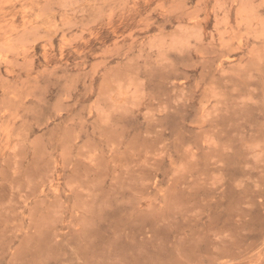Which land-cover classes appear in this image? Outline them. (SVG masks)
<instances>
[{
    "label": "rangeland",
    "instance_id": "374dc122",
    "mask_svg": "<svg viewBox=\"0 0 264 264\" xmlns=\"http://www.w3.org/2000/svg\"><path fill=\"white\" fill-rule=\"evenodd\" d=\"M0 264H264V0H0Z\"/></svg>",
    "mask_w": 264,
    "mask_h": 264
}]
</instances>
